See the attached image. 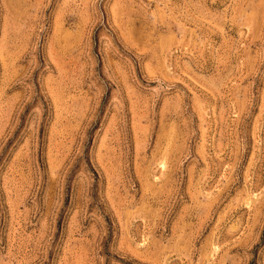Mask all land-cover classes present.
<instances>
[{
	"label": "rangeland",
	"instance_id": "1",
	"mask_svg": "<svg viewBox=\"0 0 264 264\" xmlns=\"http://www.w3.org/2000/svg\"><path fill=\"white\" fill-rule=\"evenodd\" d=\"M0 264H264V0H0Z\"/></svg>",
	"mask_w": 264,
	"mask_h": 264
}]
</instances>
